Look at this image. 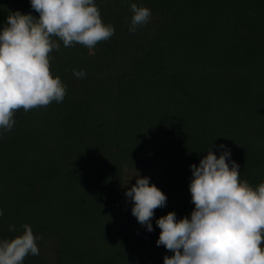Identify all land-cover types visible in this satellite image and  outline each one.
Instances as JSON below:
<instances>
[{
    "label": "trees",
    "instance_id": "16d2710c",
    "mask_svg": "<svg viewBox=\"0 0 264 264\" xmlns=\"http://www.w3.org/2000/svg\"><path fill=\"white\" fill-rule=\"evenodd\" d=\"M95 2L115 34L92 54L58 40L63 102L20 109L0 130V240L24 224L43 238L23 264H164L174 253L157 246L156 221L191 217V165L212 145L241 180L264 182V0ZM132 3L152 12L135 33ZM16 11L39 18L30 0H0V30ZM144 177L168 198L152 232L126 196Z\"/></svg>",
    "mask_w": 264,
    "mask_h": 264
},
{
    "label": "clouds",
    "instance_id": "9594fccd",
    "mask_svg": "<svg viewBox=\"0 0 264 264\" xmlns=\"http://www.w3.org/2000/svg\"><path fill=\"white\" fill-rule=\"evenodd\" d=\"M31 13L10 12L0 30V130L9 132L15 125V113L23 109L62 103L67 85L51 72V53L82 45L90 50L115 34L105 24L95 0H30ZM133 16L129 31L135 33L147 25L152 12L147 7L130 5ZM86 77L84 70L75 71ZM208 150L199 164L191 165L189 190L195 205L191 217L178 220L175 212L156 221L161 230L157 246L174 253L164 264H264V182L253 187L240 179V166L225 145L219 157ZM126 196L134 203L132 215L154 231L155 210L167 204L166 195L150 178H137ZM3 216V209H0ZM23 234L0 240V264H23L28 255L38 256L40 249L30 225ZM15 231V225L9 226Z\"/></svg>",
    "mask_w": 264,
    "mask_h": 264
}]
</instances>
